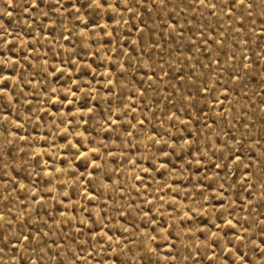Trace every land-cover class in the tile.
Returning a JSON list of instances; mask_svg holds the SVG:
<instances>
[{
    "label": "rangeland",
    "instance_id": "1",
    "mask_svg": "<svg viewBox=\"0 0 264 264\" xmlns=\"http://www.w3.org/2000/svg\"><path fill=\"white\" fill-rule=\"evenodd\" d=\"M0 264H264V0H0Z\"/></svg>",
    "mask_w": 264,
    "mask_h": 264
},
{
    "label": "snow or ice",
    "instance_id": "2",
    "mask_svg": "<svg viewBox=\"0 0 264 264\" xmlns=\"http://www.w3.org/2000/svg\"><path fill=\"white\" fill-rule=\"evenodd\" d=\"M241 2H242V0H241Z\"/></svg>",
    "mask_w": 264,
    "mask_h": 264
}]
</instances>
